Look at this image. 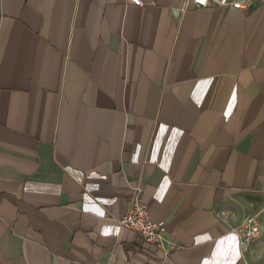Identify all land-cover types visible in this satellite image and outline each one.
I'll return each instance as SVG.
<instances>
[{
	"label": "crops",
	"instance_id": "obj_1",
	"mask_svg": "<svg viewBox=\"0 0 264 264\" xmlns=\"http://www.w3.org/2000/svg\"><path fill=\"white\" fill-rule=\"evenodd\" d=\"M231 1L0 0V264H264V0Z\"/></svg>",
	"mask_w": 264,
	"mask_h": 264
},
{
	"label": "built area",
	"instance_id": "obj_2",
	"mask_svg": "<svg viewBox=\"0 0 264 264\" xmlns=\"http://www.w3.org/2000/svg\"><path fill=\"white\" fill-rule=\"evenodd\" d=\"M135 5L142 4V0H131ZM193 5H207L210 0H189ZM230 4L235 8L245 6L242 1L232 0ZM130 198L126 212L121 215L119 223L121 226L138 233L145 243L154 247L162 248L163 231L165 229L162 220L155 221L151 218L146 204L142 200V187L135 184L130 188ZM239 237L241 248H247L251 242L259 238V221L257 216L249 215L235 227ZM165 254L167 251L164 249Z\"/></svg>",
	"mask_w": 264,
	"mask_h": 264
}]
</instances>
